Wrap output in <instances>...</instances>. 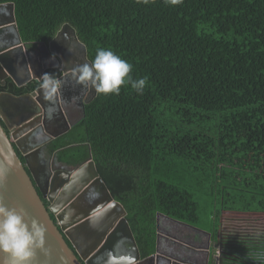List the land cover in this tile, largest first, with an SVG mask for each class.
<instances>
[{"label":"trees","instance_id":"16d2710c","mask_svg":"<svg viewBox=\"0 0 264 264\" xmlns=\"http://www.w3.org/2000/svg\"><path fill=\"white\" fill-rule=\"evenodd\" d=\"M5 3L28 46L66 24L85 45L97 93L50 151L64 148L72 163L92 156L142 257L155 251L157 214L196 226L208 189L222 219L211 262L264 264V0ZM235 192L249 203L240 216L229 208Z\"/></svg>","mask_w":264,"mask_h":264},{"label":"water","instance_id":"95a60500","mask_svg":"<svg viewBox=\"0 0 264 264\" xmlns=\"http://www.w3.org/2000/svg\"><path fill=\"white\" fill-rule=\"evenodd\" d=\"M5 8L10 10L9 16L0 21V86L7 87L12 81L21 88L32 80L42 85L20 96L7 91L0 93V98L10 96L25 105L14 118H7L0 111V264H143L161 258L172 264H187L160 253L158 228L155 253L142 257L127 220V211L111 195L91 155L84 165L69 171L60 170L65 177L54 189L52 175L47 187L40 185L35 166L29 160L31 154L37 156L41 146L36 143V135L47 136V144L68 133L67 122L61 131L51 130L58 122L53 115L55 106L65 88L75 87L78 80L89 79L84 69L72 67L62 54L61 39L72 36L82 47L94 79L92 98L99 81L87 58L85 45L68 24L48 44L38 43L37 52L44 51L50 64L43 63L44 68L37 74L29 65L26 78L20 80L21 71L14 66L17 64L15 55L27 44L16 26L14 4H0V9ZM10 29L14 34L8 35ZM48 69H56L58 74L44 81ZM18 151L25 157V164ZM44 198L48 199L49 207ZM160 216L167 217L159 213L156 218Z\"/></svg>","mask_w":264,"mask_h":264},{"label":"flooded vegetation","instance_id":"af4514ba","mask_svg":"<svg viewBox=\"0 0 264 264\" xmlns=\"http://www.w3.org/2000/svg\"><path fill=\"white\" fill-rule=\"evenodd\" d=\"M8 16H9V11L7 8L2 10L0 9V18H6ZM7 33H9L8 35L14 34L11 29L10 31H7ZM37 44L38 43L34 44L35 46L26 45L24 50L20 51V53L22 54V58L24 59L22 66L24 67L25 72L28 71L30 65L34 69V72H36L37 74L40 71L41 67L44 68L43 67L44 64L40 63L42 60L43 63L44 61L48 64H50L51 62L50 59H47L48 57L41 58L42 60H40L39 58L40 56L35 52V48L36 46H38ZM57 74H58V70L56 69L46 70L44 81L47 78H51V77L56 78ZM90 78L91 77H89L88 80H78V83L75 84V87L69 85L68 88H65L66 91L62 93V99H59L58 105L55 106L57 108H55L53 115L55 116L58 122L57 125L51 129L52 132L61 131L64 128V126L67 125L66 124L67 122L68 125L70 126L68 133H70L74 125H76L80 121V119L84 114L85 104L87 103V101H89L92 98L94 93V85L92 86V88H90L89 85L88 88L87 86H85L86 83L89 84L91 80ZM32 82L34 81L32 80L28 83L30 84ZM46 140H47V136L36 135V143L38 142V144H41V146L39 147L37 156L36 155L33 156L34 154H31L29 160L33 163V166H35L34 167L35 173L37 175L38 181L40 182V185L43 187L44 186L47 187L46 185L48 183V179L50 175H52L54 179L51 181V185H53V189H54V185H57L59 181H61L65 177L64 175H62L63 172L60 173L61 172L60 170L63 171H65L66 169L68 171L73 170L77 166L84 165L88 161L89 157L77 163H72L70 161H61L59 152L64 148L56 150L55 152H51L50 146L52 141L45 144ZM72 146H76V145H72ZM56 152L58 153L56 157H54V154H56ZM18 154L25 164L26 163L24 159L25 157L19 151ZM43 201L46 207L50 206L47 198H44ZM52 217L54 218L53 215ZM157 228L162 236L159 238L158 248L160 253L163 254L165 257L176 259L187 264H208L206 260L204 261L203 258L199 256V253L193 251L194 250L193 247H197V245L199 244L198 240L162 222H159L156 225V229ZM156 239H157V234H156ZM154 253L155 251L152 254ZM143 264H172V263L168 262L167 259L161 258V259L148 260Z\"/></svg>","mask_w":264,"mask_h":264},{"label":"crops","instance_id":"0c3cea01","mask_svg":"<svg viewBox=\"0 0 264 264\" xmlns=\"http://www.w3.org/2000/svg\"><path fill=\"white\" fill-rule=\"evenodd\" d=\"M7 9H8V11L10 10L9 8H7ZM5 19L6 18H0V21H4ZM59 45H62V47L64 49L62 54L64 56H67V58L70 60L71 66L73 67V65H76L77 67H79V69H82V70L84 69L86 74L89 77H91L90 78L91 80H90L89 84L86 83L85 86H87V88H88V85H89V87L92 88V86L94 85V79H93V75H92L91 71L89 70V66H88V64H87V62L85 60L84 51H83L82 47L74 40V38L72 36L70 37V39H61ZM38 47H40V45H38ZM35 52L40 56L39 57L40 60H42L41 58H47V55L44 53V51H43V53L42 52L41 53L37 52V46L35 48ZM15 56H16V59H17V64L14 65V66H15V68H17V66H18L19 71H21L20 75L18 76V78L21 80V79H24L25 76H26L25 69L22 66V63H23L24 59L22 58V54L20 52H16ZM40 63L43 64V61H41ZM44 63H46V62L44 61ZM82 80H86V79H82ZM28 84L24 85L21 88H25ZM13 85L15 87H17L15 84H13ZM17 88H19V87H17ZM3 91L14 93L13 91L8 90V89H5ZM3 91H1V92H3ZM14 94L20 96V95H22L24 93H22V94L14 93ZM24 106L25 105H24L23 101H20L18 99H13L10 96L3 95L0 98V111L7 118L8 117L14 118L15 116H17L20 111L25 109ZM159 222L165 223L166 225H168V226H170L172 228H176L177 230L182 231L183 233H186L187 235H190L191 237H193L196 240H198L199 244L197 245V247H193V249H194L193 251L199 253V256L201 258H203L204 261L206 260L207 263L209 264V262H210V252H211V247H210L211 235L208 234L209 232L206 233V232L194 229V228H192V227H190V226H188L186 224L176 222V221L171 220V219H169L167 217H164V216H160L158 219L156 218V225Z\"/></svg>","mask_w":264,"mask_h":264},{"label":"rangeland","instance_id":"374dc122","mask_svg":"<svg viewBox=\"0 0 264 264\" xmlns=\"http://www.w3.org/2000/svg\"><path fill=\"white\" fill-rule=\"evenodd\" d=\"M229 198H227L228 200ZM246 199V196H244L241 193L235 192V195L231 196L229 199V204L231 205L229 208H233L231 211L236 212V216H240L243 212V210H246V206L249 203L244 202ZM197 203H198V219L195 222L196 226H191L194 229L210 233L217 228V231L220 230L221 226V214L219 213L221 211L219 204H217V198L210 193V190L206 189L204 193H200L197 195ZM254 206L256 205L255 203L253 204ZM262 207H252L250 209H261ZM220 209V210H219ZM251 212V211H249ZM188 225V224H186ZM189 226V225H188ZM212 246V243L210 242V247ZM212 249V248H211ZM220 251H216V256H219ZM212 254V252H211ZM209 264H214L210 262Z\"/></svg>","mask_w":264,"mask_h":264},{"label":"built area","instance_id":"2783aa9c","mask_svg":"<svg viewBox=\"0 0 264 264\" xmlns=\"http://www.w3.org/2000/svg\"><path fill=\"white\" fill-rule=\"evenodd\" d=\"M218 253V252H217ZM219 254V253H218ZM219 256H216V258H218Z\"/></svg>","mask_w":264,"mask_h":264}]
</instances>
